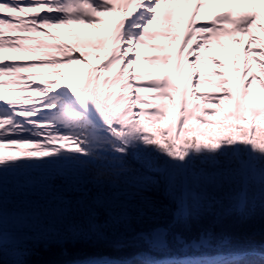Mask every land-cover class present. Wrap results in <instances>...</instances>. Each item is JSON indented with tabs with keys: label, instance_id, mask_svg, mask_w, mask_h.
I'll return each mask as SVG.
<instances>
[{
	"label": "snow or ice",
	"instance_id": "1",
	"mask_svg": "<svg viewBox=\"0 0 264 264\" xmlns=\"http://www.w3.org/2000/svg\"><path fill=\"white\" fill-rule=\"evenodd\" d=\"M0 264H264V0H0Z\"/></svg>",
	"mask_w": 264,
	"mask_h": 264
},
{
	"label": "rangeland",
	"instance_id": "2",
	"mask_svg": "<svg viewBox=\"0 0 264 264\" xmlns=\"http://www.w3.org/2000/svg\"><path fill=\"white\" fill-rule=\"evenodd\" d=\"M122 13L120 11H116L114 13H109L103 16L98 17L99 19L107 22V21H112L113 23H115L120 17H121ZM103 25H97V26H90V25H84V24H73V25H69L66 26L63 31L64 32H69V31H74L75 33H92L95 32L97 30H103ZM3 57L5 59L11 58V57H15L17 60L22 59L21 56L14 54V53H10V52H4ZM229 55V53L227 51H224L223 54H217V59H220L222 63H229V60L225 59V56ZM68 67V66H65ZM50 71V69L48 70ZM23 75H28V73H24Z\"/></svg>",
	"mask_w": 264,
	"mask_h": 264
},
{
	"label": "bare ground",
	"instance_id": "3",
	"mask_svg": "<svg viewBox=\"0 0 264 264\" xmlns=\"http://www.w3.org/2000/svg\"><path fill=\"white\" fill-rule=\"evenodd\" d=\"M244 7H248V5H242V6H239L238 7V10H242ZM213 10H215V11H220V10H222V9H220V8H215V9H213ZM247 38L245 37V40H246ZM174 47H178V44L177 45H175Z\"/></svg>",
	"mask_w": 264,
	"mask_h": 264
},
{
	"label": "trees",
	"instance_id": "4",
	"mask_svg": "<svg viewBox=\"0 0 264 264\" xmlns=\"http://www.w3.org/2000/svg\"><path fill=\"white\" fill-rule=\"evenodd\" d=\"M42 71H48V70H42ZM51 71V70H50ZM52 77H48V76H46V77H43V79H51Z\"/></svg>",
	"mask_w": 264,
	"mask_h": 264
}]
</instances>
